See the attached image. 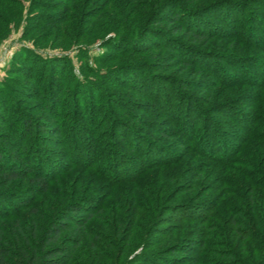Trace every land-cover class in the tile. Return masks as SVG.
<instances>
[{
    "label": "trees",
    "instance_id": "obj_1",
    "mask_svg": "<svg viewBox=\"0 0 264 264\" xmlns=\"http://www.w3.org/2000/svg\"><path fill=\"white\" fill-rule=\"evenodd\" d=\"M47 1L30 0L25 35L42 25L54 27L70 20L71 30L60 31L72 42L82 16L95 7L97 29L114 36L104 40L110 50L96 56L100 68L81 56L79 75L70 57H44L28 48L14 54L0 80V264H264V61L255 63L263 70L260 79L248 61H240L246 55L242 51L264 50V0ZM19 4L0 0V41L2 31L22 16ZM64 4L68 8L54 14L35 11ZM212 14L226 28L209 26ZM179 34L195 42L222 39L241 58L228 52L225 57L208 56L204 65L200 56L177 51L179 46L204 54ZM149 38L151 44L138 45V39ZM125 43L128 47L123 48ZM157 50L177 55L187 68L202 65L201 72L213 79L205 89L208 96L220 95L215 83L224 85L221 94L227 102L206 110L187 96L186 102L173 106L161 83L172 80L179 96L187 85L182 88L176 78L154 72V63L142 55ZM128 55L140 57L105 66ZM134 70H143L145 80L131 73ZM112 83L140 96L162 98L175 116L180 115L194 157L210 159L218 168L196 170V164L186 161L188 149L182 141L178 151H165L152 138L140 142L143 134L137 127L114 116L116 107L124 116L132 115L112 96ZM242 86L254 96L249 105L237 101L240 95L237 98L233 91ZM82 120H89L91 135ZM108 121L111 132L106 130ZM165 132L161 131L164 140L173 138ZM115 133L122 139L133 134L128 145L142 155V170L112 173L123 163ZM108 134L112 136L105 140ZM155 152L167 156L155 159ZM165 167L155 184L148 185L152 179L147 173ZM189 167L196 174L186 191L198 186L194 196L202 194L201 182H218L217 194L208 202H188L189 194L188 200L173 202L178 185L169 186ZM128 183L132 184L124 187Z\"/></svg>",
    "mask_w": 264,
    "mask_h": 264
},
{
    "label": "rangeland",
    "instance_id": "obj_2",
    "mask_svg": "<svg viewBox=\"0 0 264 264\" xmlns=\"http://www.w3.org/2000/svg\"><path fill=\"white\" fill-rule=\"evenodd\" d=\"M19 1L21 2L19 6H22V16L17 18L16 20L17 23L12 22L8 29L6 28L2 31L3 39L0 41V80H2L6 76V70L10 66V63L13 59L14 54L16 52L21 51V49L23 50V49H28V48L36 51L37 53H39L40 55L44 57H52V56H57V55H66L70 57L74 64L75 72L79 75H80V71L78 69L81 66V62H82L80 58L81 56L82 57L85 56L86 58L85 63L87 62L90 66H95L99 68L101 67L99 62L96 61V56L102 54L103 52H105V50H110L104 47V40L111 36H114V34L112 33L106 34V33H103V31H100L97 29V26L94 23V18H93V15L95 14L94 12L95 10H97V8L95 7L89 8L82 16L83 21L80 25V29L78 26L79 31L78 33L75 34L77 37V39L75 40H78V44H77L75 40H73L72 42L71 41L66 42V39L68 38H66L65 34L61 32L63 28H68L67 29L68 31L71 30L69 26L70 24L74 22L70 20L65 21V23L61 25L56 24V26L54 27L42 25L39 29L32 31L28 33L27 35H25L24 31L29 22L27 15H28V7L30 4V0H19ZM48 1L56 2L55 0H48ZM67 6H68L67 4H64L61 6L56 5V6L48 7V8H38L37 10L35 9V11L41 14L43 13L44 14L46 13L54 14L56 12H62L63 10H66L68 8ZM234 15H235L234 11L231 12V19L233 18ZM211 16L213 17H209V19L207 18L209 26H217L220 28H226L224 27L222 20L219 21V19L214 17L215 16L214 14H212ZM257 34H259L258 36L261 37L262 31L258 29ZM178 36L181 37L180 39H184V42H187V44L189 43L190 46L198 50H201L204 54L197 55V53H194V52L188 53L186 49L179 47V46H178L177 51L180 50V52H184L186 55H189L190 57L194 56V57L199 58L200 56L202 61H204L203 62L204 65H206L209 62L207 60H210L208 56H214V57L221 56L222 57L223 55L228 54V52L230 54L233 53L236 60H239L238 57L241 58V56L238 55L239 51L232 50V48L228 44H226L222 39L211 38L207 42H200V41L195 42V41H191V40L184 38L181 34H179ZM150 38L155 41H162V39H159L158 37L151 36ZM150 38L149 40H146L147 39L146 38L145 41H141V39H138L139 40L138 45L143 46L142 43L151 44L153 40H151ZM122 47L123 48L128 47L127 43L123 44ZM263 51L264 50L262 49H249L247 51H242L244 53L246 52L245 53L246 55L244 58L240 59L241 62L248 61L247 64L250 66V69L256 70L257 72L256 76L259 79L262 78L263 76V70L258 69L255 63L256 61L258 62L264 61V55L262 54ZM193 53L196 55H194ZM137 57H140V56L128 55L126 57L117 59L114 62L112 61L108 65H105V66L108 67L111 65H118L125 61L130 62L132 60H135V58ZM142 57L154 63V67L156 66V69H155L156 71L154 70V72H156V74L158 73L162 75L166 74V75L171 76L172 79L176 78L177 79L176 83L182 88L183 86L181 84L186 83L187 87L183 88V90L182 89L180 90V93H181L180 96L178 95V91H176V85L173 84L172 86V82H171L172 80L161 83V86L164 84L163 86L167 88V91L171 95V98L173 100L172 102L174 103L172 104L173 106L176 107L177 101L178 103L186 102L184 101L183 97H187V96L194 98V101H195L194 105H198V107L206 109V110L207 109L209 110L210 108H217V106L222 104V102H227L226 97L223 94H221V92L224 91V88H223L224 85L218 87V85L215 83L216 89L217 88L220 89L219 91L220 95H218V97L216 98H212L211 96L210 97L208 96L209 91L205 89L208 88L209 83H211L213 79L208 72H204V73L201 72L200 67L202 65L194 63V65H190L189 68H187L184 65L179 64V59L177 58V55H174L168 50L153 51L146 55H142ZM246 57L248 59H246ZM251 62H254V65ZM176 64H179V65H176ZM103 66L104 65H102V67ZM225 66L228 67V65H225ZM154 67L152 66V68ZM162 67H169V68L168 70L160 69ZM232 70L234 72L236 71L235 69H232ZM132 72H134V74H136L142 81L145 80L144 78L145 74L143 70H139V71L134 70V71H131V73ZM238 76L240 78H245V76L241 75V73ZM118 80L119 79H116L115 82ZM111 87H112V90L114 91L112 93V96L115 94L116 99L117 100L119 99L120 102L123 104V106L126 108V111H128L132 115L130 116L128 114L124 116V112L122 110L119 111V108L116 107L117 109L115 108L114 116L125 121L127 125L133 128L137 127V129L143 134V137H142L143 139L140 141L141 139L140 138L138 139V141L145 142L146 140L145 137L152 138L153 142L157 144H161L166 149L165 151L180 150L181 148H179L178 142L182 141L185 143L186 150L188 149L187 150L188 156H187L186 161L191 160L190 162H192L193 164H196V167H195L196 170L199 168H204V170L207 171V170H210V168H215V167L218 168V165L214 163L213 161H211L210 159H202L201 157H194L193 151L192 153L190 152V150H192L191 147H188L186 145V142H185L186 137L183 134L184 133L183 129L181 128L182 120L180 118V115L177 113L178 115L175 116L176 111L174 109H170L169 107H167L162 98H159V96L157 95L158 98L157 97L155 98L153 96V99H150L149 97H152L150 93H147L148 95L143 94V96H140V93H137L134 90H130L125 87H120V88L115 87L114 83H112ZM145 88H147V91H150V88H148L147 86H145ZM233 91L236 93V96L238 94L240 95V97L239 95L237 96V98L239 97L237 101H243L245 102V104L249 105L250 102L255 100L253 98L254 97L253 95H249L247 86L235 87V90ZM237 91H241V92L239 93ZM251 94H253V91H251ZM169 110H171L172 112L171 114L174 115L173 118L170 116L171 114ZM169 117H171L170 118L171 120L168 119ZM107 118H109V116H107ZM139 119H141L144 125L138 122ZM43 121L44 123H47V124L51 123L50 121H46V120H43ZM110 121H108V126L106 127V130H109L111 132V129H110L111 126L109 128V125L112 123H110ZM81 123L87 129H90V135H91V127L89 124V120L88 121L82 120ZM132 130L134 131V129ZM164 130L167 132H165ZM161 131L169 135H172L173 138L164 140L161 136ZM111 136L112 135L108 134L105 140H109ZM113 137L117 141L116 148L118 152L123 154L122 157L119 158V160H121L124 164L120 162L121 166H119L116 170L113 169L112 173L113 174L118 173V175H128L134 171H137V169L141 168L142 170L145 167L144 166L145 161L142 155L130 150L131 147L128 145L129 141H132V142L134 141L133 134L132 135L129 134V136H127L126 139H122L121 138L122 135L119 133H115ZM65 151L66 150L63 149V152ZM154 154L155 156H153V158L155 159H162V157L164 159L167 156V154L160 155L159 153L157 154V152H155ZM201 162H202V165H201ZM107 163L108 162L105 161V165ZM167 169L168 168L162 169L163 171H160L161 169H155L153 171L148 172L147 176L152 179L151 182L148 183V185H154L155 181H157L158 176L161 177L160 173L164 172ZM181 169H184V168L181 167ZM193 174H196V172L195 173L192 172L190 167L186 168L184 170V175L182 176V179L178 182L174 181L173 184L169 186L171 189H173L175 187V184L176 186L178 185V188L175 193L177 196L172 197L173 202L179 201V203H182L184 199L188 200L186 197L188 196V194L192 197V199L188 200V202L197 203V204L200 202L206 203L209 201L210 198L216 196L217 191H216L215 186L218 182L215 180H212L207 183L201 182L200 186H202L203 184L205 185L204 189L202 188L201 190L202 192L201 195H197V194L196 196L193 195V193L195 194V192H197L198 186H195L191 191L190 190L186 191V188H188V185L190 186L193 180L192 179ZM154 177L156 178L155 180H154ZM105 183L109 184L107 183V181ZM131 184L132 183H128L127 185L125 184L124 187L130 186ZM106 188L110 189L108 185ZM199 196L200 197L203 196V197L198 199ZM91 206H95V204L92 203ZM98 222L101 223V221H98Z\"/></svg>",
    "mask_w": 264,
    "mask_h": 264
}]
</instances>
